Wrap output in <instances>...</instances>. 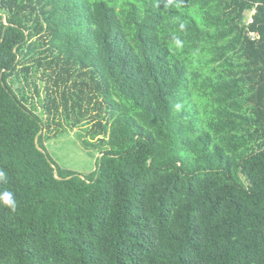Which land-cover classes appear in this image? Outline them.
Wrapping results in <instances>:
<instances>
[{
	"label": "trees",
	"instance_id": "obj_1",
	"mask_svg": "<svg viewBox=\"0 0 264 264\" xmlns=\"http://www.w3.org/2000/svg\"><path fill=\"white\" fill-rule=\"evenodd\" d=\"M0 264H264V0H0Z\"/></svg>",
	"mask_w": 264,
	"mask_h": 264
},
{
	"label": "rangeland",
	"instance_id": "obj_2",
	"mask_svg": "<svg viewBox=\"0 0 264 264\" xmlns=\"http://www.w3.org/2000/svg\"><path fill=\"white\" fill-rule=\"evenodd\" d=\"M250 13L246 14L248 21ZM76 128L64 130L54 138L46 141V149L49 155L62 167L78 171L83 175L90 174L95 167L92 151L86 149Z\"/></svg>",
	"mask_w": 264,
	"mask_h": 264
},
{
	"label": "clouds",
	"instance_id": "obj_3",
	"mask_svg": "<svg viewBox=\"0 0 264 264\" xmlns=\"http://www.w3.org/2000/svg\"><path fill=\"white\" fill-rule=\"evenodd\" d=\"M3 201L5 204L12 206L13 201L11 200V194L10 193H5L3 196Z\"/></svg>",
	"mask_w": 264,
	"mask_h": 264
},
{
	"label": "built area",
	"instance_id": "obj_4",
	"mask_svg": "<svg viewBox=\"0 0 264 264\" xmlns=\"http://www.w3.org/2000/svg\"><path fill=\"white\" fill-rule=\"evenodd\" d=\"M250 21H251V17H249V19H248V22H250ZM250 35H251V36H253V35H254V33H253V32H251V33H250Z\"/></svg>",
	"mask_w": 264,
	"mask_h": 264
}]
</instances>
